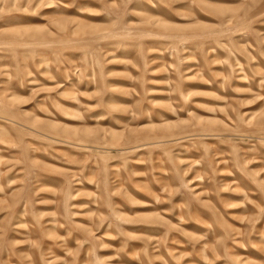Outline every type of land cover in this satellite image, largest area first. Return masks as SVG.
Returning <instances> with one entry per match:
<instances>
[{
	"label": "rangeland",
	"instance_id": "rangeland-1",
	"mask_svg": "<svg viewBox=\"0 0 264 264\" xmlns=\"http://www.w3.org/2000/svg\"><path fill=\"white\" fill-rule=\"evenodd\" d=\"M0 264H264V0H0Z\"/></svg>",
	"mask_w": 264,
	"mask_h": 264
}]
</instances>
